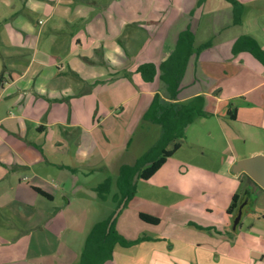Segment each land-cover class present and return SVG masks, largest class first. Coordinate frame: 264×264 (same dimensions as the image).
Masks as SVG:
<instances>
[{
  "label": "rangeland",
  "instance_id": "rangeland-1",
  "mask_svg": "<svg viewBox=\"0 0 264 264\" xmlns=\"http://www.w3.org/2000/svg\"><path fill=\"white\" fill-rule=\"evenodd\" d=\"M112 1L109 6L97 8L87 29L93 37L92 42L104 41L106 54L115 66L126 55L124 50L116 51L122 48L120 38L123 37L125 46H129V32L146 28L151 36L146 51L156 57L158 49H162L166 32L169 30L166 38L173 39V29L179 28L175 25L179 21L169 26L174 17V5L181 7L183 0ZM214 1L211 6H216ZM243 16L255 20L257 37H262L264 14L251 12L243 13L241 18ZM181 20L185 22L183 18ZM134 21H141L140 25ZM130 23L134 25L126 28ZM257 23L259 29L256 28ZM203 32L200 28L197 35L204 37ZM260 43L264 49V43ZM91 48L85 39L82 51L69 49L66 52L64 76L69 77L70 82L75 80L69 75L72 62L76 63L77 69L86 67L83 73L94 80L90 74L99 71V66L88 64V59L93 58ZM78 52L89 58H80ZM232 60L224 73L217 74L218 86L205 96L202 106L205 114H192V119L183 127V134L173 135L170 139H163L161 124L156 118L140 122L142 115L147 117L151 113V104L159 96L157 92L162 97H172V90L161 81L160 73L149 82L136 72L126 77L128 79L97 82L92 88L84 84L81 89L90 91L56 101L51 104L52 110L47 105L48 100L45 107L39 110L32 108L29 114L39 117L47 129L39 137L35 127L31 135L33 139L45 142L48 158L57 157L68 168H73L71 173L80 178L90 174L87 180L92 184L105 179L117 180L123 162L128 164L144 155L155 157L164 146L171 148L175 141H179L181 146L153 177L147 180L136 178V194L127 201L125 198L123 207L119 205L113 231L127 240L144 238L140 243L131 247L120 244L116 239L103 238L106 235L103 223L110 210L109 200H104L99 192L93 193V198L78 194L76 199L80 201L66 211V222L54 224L53 231L46 227H36L29 232H20L14 227H9L8 231L0 230V235H3L0 236V264H147L148 259L146 261L141 253L139 244H148L145 245L147 248L168 246L169 252L158 250L164 254H152L165 264H264V190L249 181L244 173L232 172L234 162L264 154V64L251 52H241ZM104 74L107 76L106 72ZM62 82L64 85L66 80L62 78ZM193 98L181 106L190 104ZM229 109L236 110V119H232ZM55 120L68 125L70 134L77 133L78 138L72 144L58 137L60 124H55ZM56 150L58 152L55 153ZM87 155L89 157L85 158ZM49 171L56 170L52 168ZM32 172L30 169L26 174L31 176ZM58 173L57 168L56 178ZM245 191H248L246 197L249 201L240 224L234 230L235 215L229 214L227 208L236 192ZM40 205L43 207L37 210V220L24 223L23 216L27 220L26 215L33 214L35 210L27 206L16 210V222L29 229L48 219L50 205L47 198H39L37 207ZM63 205L64 199L59 196L55 211ZM11 207L15 208V205ZM140 213L156 216L160 223L145 222L139 217ZM98 222L101 223L95 230ZM111 227L109 222L105 232ZM146 236H151L150 243H145ZM105 242H108L107 246L100 250ZM114 248L127 258L112 259ZM254 251L260 252L261 256H254Z\"/></svg>",
  "mask_w": 264,
  "mask_h": 264
},
{
  "label": "crops",
  "instance_id": "crops-1",
  "mask_svg": "<svg viewBox=\"0 0 264 264\" xmlns=\"http://www.w3.org/2000/svg\"><path fill=\"white\" fill-rule=\"evenodd\" d=\"M103 1L98 3L94 0H0V230L8 231L9 227H14L20 232H29L36 227L40 229L46 227L47 230L53 231L54 224L66 222V211L71 210L80 201L76 199L78 194L93 198V193L98 192L97 187L106 180L92 184L87 180L90 174L87 173L80 178L79 175L71 173L73 168H68L64 162L58 161L57 157L48 158L45 142H40L34 137L35 141L31 135L35 127L39 137L47 129L39 117L29 114L32 108L39 110L45 107V101L48 100L47 105H50L49 109L52 110L51 104H55L56 101L90 91L81 89L84 84L92 88L97 82L110 83L120 78L128 79L126 77L136 73L141 63L154 62L158 66L157 75L159 73L161 75L159 64L176 50L179 35L187 29L192 31L194 45L196 47L203 45V48L198 54L193 51L189 57L184 77L180 86L177 87L178 99H169L164 96L163 98L166 101L186 102L195 95L205 97L218 86L217 74L224 73L226 67H230L233 63V57L241 53L234 54V44L239 36L251 35L259 43L260 41L264 43V34L262 37H257L259 35L254 28L255 20L243 16L240 24L234 23L233 6L227 0H204L202 4L199 3L202 0H183L181 7L172 4L176 13L174 12L169 27L179 21L178 25L175 24L179 28L173 29L172 34L175 35L173 39L166 38L169 30L166 32L162 49L157 51L158 56L152 57L146 51L151 40L146 28L142 27V31L137 32L128 30L129 46H125L121 37L119 43L122 48L116 49L117 52L124 50L126 55H123L118 61V66H115L106 54L104 41L92 42L93 37L87 29V24L97 8L109 6L113 2L112 0ZM213 1L216 6H211ZM237 1L243 5L245 15L251 12L264 14V0ZM205 13L207 14L203 22ZM182 18L185 22H182ZM134 22L140 25L141 21ZM133 23L128 24L126 28L134 25ZM200 28L205 31L202 33L204 37L197 35ZM256 28H260L259 23L256 24ZM85 39L86 43L92 47L93 58L79 52L77 56L89 58L88 64L91 67L99 66V71L90 74L94 76L92 80L83 73L86 67L77 69L76 63L72 62L71 65L69 63V75L75 79L70 82L69 77L64 76V56L69 49L74 52L82 51ZM62 78L66 80L64 85H61ZM163 82L167 88L171 89L172 85ZM145 120L146 116L142 115L140 122ZM55 122L58 126L60 124L58 137L61 140L67 139V142L72 144V141L78 138L77 133L70 134L71 131L67 130L68 125L59 123V120ZM35 124L39 125L34 126ZM160 130L163 131L162 126ZM58 143L63 144L62 141ZM88 157L89 155L85 156V158ZM136 159L128 164H133ZM125 163L127 162H123L122 165ZM104 165L107 166L105 163ZM52 168L56 171H49ZM57 168L60 173L56 178ZM30 169L33 170L31 176L26 174ZM116 181H112L110 193L104 197V200H109L110 210L105 219L109 222L119 208L117 207L119 189ZM39 189L44 193H41ZM59 196L64 199V205L55 211V202ZM39 198H47L50 205L47 212L50 216L28 229L25 224L37 220V210L43 207L42 205L37 207ZM13 204L15 208L11 207ZM27 206L35 210L33 214L26 215L27 220L23 216L25 224L21 225L15 220L16 210L25 209ZM52 207H54L53 210ZM82 212L85 213V211ZM150 240H152L151 236H146L145 243H150ZM145 245L148 244H139V248L146 261L148 259L147 264L151 261H154V264H165L163 260L152 254L157 256L158 250L169 252L168 246L154 245L147 248ZM148 249L151 250L148 251ZM163 254L162 252L161 255ZM111 255L112 259L127 258L122 256L119 250L115 251V248L111 251ZM253 255L261 256L257 251H254Z\"/></svg>",
  "mask_w": 264,
  "mask_h": 264
},
{
  "label": "trees",
  "instance_id": "trees-1",
  "mask_svg": "<svg viewBox=\"0 0 264 264\" xmlns=\"http://www.w3.org/2000/svg\"><path fill=\"white\" fill-rule=\"evenodd\" d=\"M204 0L199 3L202 4ZM232 4L234 10V23L240 24L241 15L243 14V5L237 0H227ZM190 28V27H189ZM193 34L190 29L182 32L178 37V44L176 50L169 55V57L159 64V69L161 71V79L162 81L167 82L171 86L172 90V99H178V86L181 83L185 68L187 67V62L189 60L190 55L193 51H196L197 54L202 50L203 45L201 47H196L193 41ZM189 48V50H188ZM188 50V51H187ZM249 51L252 53L254 57L259 59L264 64V49L260 46L258 41L253 38L251 35H241L237 38L234 44V54L238 52ZM157 64L154 62H146L141 63L139 67H137V72L142 74V77L145 81H153L157 74ZM154 102L151 104L150 110L151 113L147 114L146 118L152 119L156 118L159 120V123L163 129L164 140L167 138H172L173 135L179 136L183 134V127L189 120L192 119V116L204 115V111L202 110V106L205 103V97L203 95L194 96L193 101L190 104L183 105L184 102L178 101H165L163 97L157 92ZM162 99V100H161ZM170 108L168 109V107ZM189 106V108H187ZM179 107L178 111L173 110V108ZM173 110V111H172ZM230 116L232 119L237 118L236 110L233 111L229 109ZM193 114V115H192ZM168 139V140H169ZM181 144L179 141H175L171 148H166L165 146L161 149L160 154L155 157H149V155H144L143 157H139L133 164H124L120 168L119 176L117 177V187L119 189V194H117V207L122 204L123 200L126 198V201L133 197V195L137 192V183L136 178L147 180L152 177L156 172H158L162 166L166 163L167 159L174 155L180 148ZM146 166L144 167V165ZM149 164V165H148ZM248 177L249 181L257 185L261 188L256 182L253 181L252 178L248 176L247 173L242 172ZM112 186V180L106 179L103 183H101L97 187V191L104 198L105 195L110 193ZM264 190L263 188H261ZM41 193L44 191L40 190ZM248 196V191L245 192H236L232 197V201L230 206L227 208V212L229 214H234L238 212V208L240 203L244 200V198ZM139 217L148 223L158 225L160 223V219L156 216L140 213ZM101 222L97 223V227ZM105 225V230H107V226L109 224V220L103 223ZM114 222L112 223L111 229L106 233L104 230L103 238L107 240L111 238L119 241L120 244L126 246H132L134 244L140 243L144 238L135 239V240H127L119 234L116 235L114 232ZM94 230V231H95ZM93 231V233H94ZM115 235V237L113 236ZM102 237V236H101ZM106 244L100 246V250H104ZM116 243V242H112ZM85 264V263H83Z\"/></svg>",
  "mask_w": 264,
  "mask_h": 264
},
{
  "label": "water",
  "instance_id": "water-1",
  "mask_svg": "<svg viewBox=\"0 0 264 264\" xmlns=\"http://www.w3.org/2000/svg\"><path fill=\"white\" fill-rule=\"evenodd\" d=\"M232 172L234 174H239L245 172L248 174L250 178L253 179L261 188L264 189V154H257L252 157H245L234 162L232 166ZM248 202V197L244 198V200L240 203L238 212L234 216L233 219V229L236 230L242 216L244 215V207ZM124 203H122L121 207H123ZM120 211L118 208L117 212L114 213L110 225L114 221L117 213Z\"/></svg>",
  "mask_w": 264,
  "mask_h": 264
}]
</instances>
